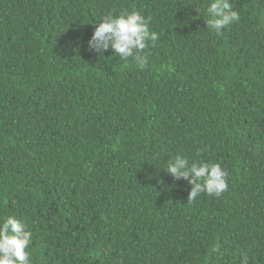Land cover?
Wrapping results in <instances>:
<instances>
[{
  "label": "trees",
  "instance_id": "obj_1",
  "mask_svg": "<svg viewBox=\"0 0 264 264\" xmlns=\"http://www.w3.org/2000/svg\"><path fill=\"white\" fill-rule=\"evenodd\" d=\"M210 2L0 0V221L32 264H264V0L220 34ZM125 10L159 35L144 69L88 46ZM177 155L228 190L188 202Z\"/></svg>",
  "mask_w": 264,
  "mask_h": 264
},
{
  "label": "clouds",
  "instance_id": "obj_2",
  "mask_svg": "<svg viewBox=\"0 0 264 264\" xmlns=\"http://www.w3.org/2000/svg\"><path fill=\"white\" fill-rule=\"evenodd\" d=\"M205 26L209 31L220 34L223 29L237 23L240 14L230 0H211L206 8ZM88 41L89 49L98 55L111 49L121 60L132 58L140 69L148 66L146 50L154 46L159 35L150 31L151 18L139 11L108 12L100 19ZM166 172L173 180H185L191 186L188 202H193L202 193L221 196L229 188L228 171L219 162L190 161L186 156L177 155L170 160ZM33 233L14 215L0 221V264H32L29 245ZM219 251V246L214 248Z\"/></svg>",
  "mask_w": 264,
  "mask_h": 264
}]
</instances>
